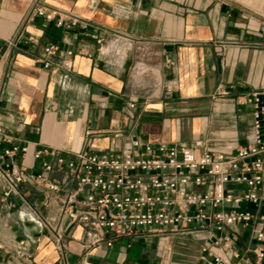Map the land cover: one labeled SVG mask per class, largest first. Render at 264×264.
Wrapping results in <instances>:
<instances>
[{
	"label": "crops",
	"instance_id": "obj_1",
	"mask_svg": "<svg viewBox=\"0 0 264 264\" xmlns=\"http://www.w3.org/2000/svg\"><path fill=\"white\" fill-rule=\"evenodd\" d=\"M39 8L78 18L89 31L30 18ZM20 32L18 47L0 59V125L31 143L30 167L41 148L121 153L128 140L236 153L249 144L256 110L249 99L259 96L264 107V0H0V41ZM49 46L58 54L46 70ZM26 196L38 217L22 207L10 225L19 238H42L33 245L38 263L56 264L42 222L58 217L57 197L32 189ZM202 237L126 236L85 263L196 264ZM65 238L68 261L80 263L82 228ZM249 243L245 235L239 246Z\"/></svg>",
	"mask_w": 264,
	"mask_h": 264
},
{
	"label": "built area",
	"instance_id": "obj_2",
	"mask_svg": "<svg viewBox=\"0 0 264 264\" xmlns=\"http://www.w3.org/2000/svg\"><path fill=\"white\" fill-rule=\"evenodd\" d=\"M33 12L30 18L53 23L57 29L66 23L70 29L89 31L78 18L44 8ZM22 37L20 32L13 40L0 41V59L6 49L18 47ZM27 40L38 42L32 36ZM43 52V68L49 70L58 48L45 47ZM249 103L256 107L249 144L236 153L199 155L195 148L128 140L121 153L64 155L41 148L30 167L26 159L31 143L7 134L0 125V264L3 255L5 262L40 264L33 245L42 238L34 242L19 238L10 225L12 214L22 207L38 217L26 196L29 189L57 197L58 217L42 222L53 234L56 264H75L68 261L71 252L65 244L75 226L82 228L84 237L78 264H86L99 246L140 233L202 235L196 264H249L252 258L263 264L264 107L257 95ZM57 175L63 179L57 181ZM245 235L250 240L247 248L239 246Z\"/></svg>",
	"mask_w": 264,
	"mask_h": 264
}]
</instances>
